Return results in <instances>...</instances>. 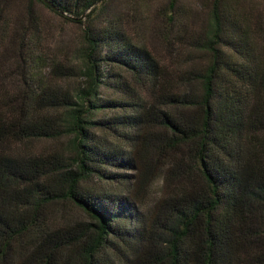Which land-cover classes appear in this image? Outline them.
Listing matches in <instances>:
<instances>
[{"label":"trees","instance_id":"1","mask_svg":"<svg viewBox=\"0 0 264 264\" xmlns=\"http://www.w3.org/2000/svg\"><path fill=\"white\" fill-rule=\"evenodd\" d=\"M12 1L0 0V54L15 43ZM35 1L84 26L82 67L54 65L46 83L49 66L31 50L19 94L0 69V264H264V59L249 25L218 11L208 62L169 79L147 48L95 25L109 0ZM64 138L66 154L23 152ZM162 173L177 185L155 203L151 227L139 196ZM94 179L122 189L83 186ZM59 203L88 221H61Z\"/></svg>","mask_w":264,"mask_h":264},{"label":"rangeland","instance_id":"2","mask_svg":"<svg viewBox=\"0 0 264 264\" xmlns=\"http://www.w3.org/2000/svg\"><path fill=\"white\" fill-rule=\"evenodd\" d=\"M218 11H222L223 16L225 13L235 16L249 25L250 45L259 58L264 59V0H109L96 13L95 25L101 27L108 23V27L122 30L133 43L147 48L171 72L169 79H174L172 71L198 69L208 62L209 54L204 50L203 43ZM11 14L15 23V43L6 45L0 54L1 74L8 79L6 84L11 93L19 94L23 90V60L27 59L31 50L34 55L45 59V65L50 67V70L46 67L43 71L46 83H49L54 65L63 68L64 72L82 67L78 54L85 43L84 26L58 16L35 0H13ZM25 31L29 36L20 40L24 42L22 45L17 38ZM30 31L35 35L30 36ZM75 84L73 79L62 83L65 87ZM101 97L117 98V94L103 90ZM162 131V128H155L151 132L158 135L163 134ZM96 133L98 137L103 136L100 131ZM108 141L113 143L116 140L108 137ZM67 144V138L34 141L26 145L23 152L30 155L66 154ZM111 171L121 172L118 169ZM126 173L134 178L137 176L135 172ZM131 184L133 192L137 183L133 179ZM150 184L146 195L139 196V209L144 214L146 225L154 227L160 214L155 203L177 183L173 181L167 185L162 173ZM83 186L102 187L111 193L122 189L116 184L102 185L95 179ZM52 209L61 221H88V217L70 203H59Z\"/></svg>","mask_w":264,"mask_h":264}]
</instances>
